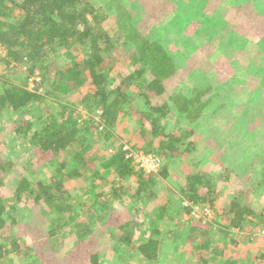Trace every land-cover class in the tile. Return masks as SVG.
Listing matches in <instances>:
<instances>
[{"label":"rangeland","instance_id":"374dc122","mask_svg":"<svg viewBox=\"0 0 264 264\" xmlns=\"http://www.w3.org/2000/svg\"><path fill=\"white\" fill-rule=\"evenodd\" d=\"M145 2L151 7L140 5ZM91 3L102 8L107 16L101 25L103 29L117 44L123 43L115 6L110 0H91ZM134 6L139 8L134 13L139 26L148 35L152 34L153 40L160 41L173 58L176 72L166 82L167 94L199 95L202 101L204 115L194 124L174 111L162 122L166 131H176V124L180 125L185 130L180 133L183 137L188 132L195 133L190 141L193 146H188L186 139L180 141L185 144L179 151L188 149L180 157L169 153L165 156L163 149L158 148L157 152H162L158 154L169 163L168 177H156L152 195L148 198L142 193L134 198L136 202L129 197L130 189L120 190L123 192L118 193L119 199L109 196L111 189L124 181H117L114 173L101 170L97 160L88 162L92 169L100 171L98 176L83 165L78 166L79 174L65 177L63 182L71 192L75 219L90 229L86 238L76 239L70 226L59 222L58 227L39 205L23 200L17 205L18 220L10 231L21 244L20 249L0 264H45L52 259H59V264H92L93 254L97 256V264H203L192 254L198 251L186 247L179 236L180 231L192 225L182 208L186 206L184 202L192 204L183 197L189 194L185 189L189 186L187 176L194 173L209 177L203 180V186L200 183L199 192L204 194L207 181L215 184L216 191L211 196L220 212L236 191L245 193L242 200L247 198L254 212L244 229L225 237L215 229L217 224L226 223L222 216L213 213L209 220L199 221L196 228L207 230L209 238L216 242L213 246L225 252L221 257L214 256L215 260L208 264H220L221 259L231 258L235 264H261L260 257L264 256V0H135ZM143 13L149 17L147 20L140 19ZM200 20L202 23L196 27L195 22ZM122 45L116 54L122 52ZM5 71V65L0 63V77L28 89L34 87L33 78L23 69L14 67L10 73ZM125 75L126 66L122 62L110 73L108 88L117 86ZM85 90L89 89L84 87L79 97ZM168 95L164 99L168 100ZM72 96L74 100L77 98L75 93ZM58 110L53 102L43 101L0 117V157L12 162L18 175L26 176L29 181H51L62 163L65 166L59 172L68 174L76 168L71 150L62 152L56 159L51 154L39 153L14 132L18 124L27 122L34 124L31 130L38 129L47 114ZM132 113L127 114L126 107L120 111L114 135L109 139L105 137L106 131L97 133L90 129L85 138L92 146L91 154L104 155L112 142L113 146L135 143L141 122H136ZM162 139H156V143ZM91 154L88 152L85 158L89 159ZM5 182L11 185L10 179ZM7 184L1 188V196H9ZM131 184L133 180L125 181L124 189ZM162 205H167L166 213L159 220L155 218L161 239L157 259L146 261L109 236L113 227L127 222L133 244L146 240L151 229L148 221ZM194 212L190 216L197 220L202 210ZM76 229L80 231V227ZM194 238L202 240L198 231Z\"/></svg>","mask_w":264,"mask_h":264},{"label":"trees","instance_id":"16d2710c","mask_svg":"<svg viewBox=\"0 0 264 264\" xmlns=\"http://www.w3.org/2000/svg\"><path fill=\"white\" fill-rule=\"evenodd\" d=\"M128 1L110 0L115 6L121 37L124 40L123 43L117 44L101 26L107 18L104 10L95 7L91 0H0V63L5 65L6 73H10L15 67L23 69L30 78H38L37 82L34 80V87L28 89L7 77H0V117L6 112L19 113L32 104L53 102L59 110L47 114L38 129L31 130L34 124L27 122L18 124L14 132L24 141L28 140V144L39 153L51 154L56 159L62 152L71 150L72 161L76 164V168L71 169L68 174L59 172L65 163L59 164V171L52 175L51 181H29L26 176L18 175L12 162L4 161L0 157V190L7 184V179L11 180V185L7 184L9 196L0 195V262L10 260L20 249L21 244L10 231L17 223L15 216L18 213L17 205L21 201L35 202L47 212V216L53 217L51 222L58 227L59 222L70 226L76 239H84L90 229H85V223L75 219L70 203L71 192L63 179L77 176L80 165L93 172L94 176L100 175V171L92 169L88 162L97 160L101 170L114 173L115 180H133L134 184L126 186L125 189L124 182L119 187L114 186L110 197L119 199L123 192L120 190L130 189L129 197L134 202V198L142 193L149 198L154 192L156 177L166 179L169 173V163L158 154L162 153L157 152L158 148L163 149L162 154L165 156L167 153L176 156L177 150L175 153L173 151L183 137L180 133L184 129L180 125L176 124V131H166L162 122L172 111L183 114L191 124L204 115L199 95L167 94L166 82L176 72L173 58L160 41L153 40L152 34L148 35L149 32L139 26L138 17L134 14L139 12V8L134 6L135 0ZM140 5L151 7L147 2ZM148 18L143 13L140 19ZM144 23L147 24V21ZM121 45L124 49L116 54ZM127 46L128 49H125ZM122 62L126 66V75L117 86L110 89V73ZM84 87L90 91L85 90L79 97L78 94ZM73 93L77 94L75 100L72 99ZM164 95H168L170 102L164 99ZM137 102L141 103L138 107L135 106ZM125 107L127 114L134 112L135 114H132L136 117V122H141V129L137 130L139 136H136L139 142L127 147L146 155L160 156L161 164L157 172L148 174L142 169H136L132 160L127 157L124 146L119 143L113 146L112 142L104 155L91 154L92 146L85 138L90 129L94 128L97 133L106 131L105 137L111 138L118 115ZM187 135H191L190 132ZM162 137L163 139L156 143V139ZM187 144L192 145L190 141ZM88 152L91 155L86 159ZM185 152H188V149L181 151L178 156L184 155ZM206 178L209 179L205 173L188 175L189 186L185 189L189 194L183 198L191 201L192 205L208 207L215 216H222L226 223L217 224L215 229H219L223 237L230 233L237 234L250 222L249 217L254 215L247 198L242 200L246 197L245 193L236 191L229 204L223 206L220 212L214 205L215 198L211 196L216 191L214 183L207 181V184H204V194L199 192L200 183L202 182L203 186V180ZM119 192L121 194H118ZM166 207L167 205H162L158 208L154 218L148 221L151 228L148 238L138 244H133L132 231L127 222L113 227L108 234L144 260L157 259L161 239L155 218L161 219L166 213ZM182 210H186L187 221L192 225L189 229L180 231L181 242H184L186 247L190 246L191 250H197L198 252L193 251L192 254L195 253L203 264L214 261V256H223L224 250L222 252L213 246L216 242L209 238L208 231L196 228L200 220L191 218V206L186 205ZM19 215H22L21 211ZM21 223L23 224L22 221ZM211 224L213 223L207 225ZM78 227L80 231H77ZM196 231L202 240L196 241ZM91 257L92 264H97L96 254ZM260 258L261 264H264V256ZM60 262L59 259H52L45 264ZM220 264L235 262L232 258L221 259Z\"/></svg>","mask_w":264,"mask_h":264},{"label":"built area","instance_id":"2783aa9c","mask_svg":"<svg viewBox=\"0 0 264 264\" xmlns=\"http://www.w3.org/2000/svg\"><path fill=\"white\" fill-rule=\"evenodd\" d=\"M34 80L37 82L38 78H33V82ZM100 112L98 111L97 114H99ZM97 118V117H96ZM124 150L127 151V157L130 158L132 160V163H134V167L136 169H142L145 173H154L157 172L159 170L161 161L160 159L155 156V155H146L142 152H136L133 151L131 149H129L127 147V145H124ZM184 204H188L187 202H184ZM189 205V204H188ZM189 206H191V214H194L195 209L197 210H202V212L199 214V216H197V220L205 221V220H209V218L213 215L212 210H210L208 207L205 206H201V205H192L190 204Z\"/></svg>","mask_w":264,"mask_h":264},{"label":"crops","instance_id":"0c3cea01","mask_svg":"<svg viewBox=\"0 0 264 264\" xmlns=\"http://www.w3.org/2000/svg\"><path fill=\"white\" fill-rule=\"evenodd\" d=\"M202 23V20H200V21H198V22H195V26L197 27L199 24H201ZM196 31H198V29H196ZM192 33L194 34V30L192 31ZM191 33V35H193ZM174 62V61H173ZM195 135V133L193 134V135H187L186 137L184 136V137H182V139H181V142H182V140L183 139H185L186 138V142L188 143L189 141H192L191 139H193V136ZM139 139L136 137V142H139L138 141ZM141 143V142H140ZM139 143V144H140ZM183 143H179L178 145H176V148L174 149V151H173V153H175L176 152V150H177V155L176 156H178L179 155V153L181 152V151H179V148H180V146L182 145ZM191 146H193V144L191 145ZM190 154V153H189ZM249 229H247V231H248ZM247 231H245V235H247L248 234V232ZM240 232V231H239ZM247 232V233H246ZM249 235V237H250V233L248 234ZM254 236V235H253Z\"/></svg>","mask_w":264,"mask_h":264}]
</instances>
